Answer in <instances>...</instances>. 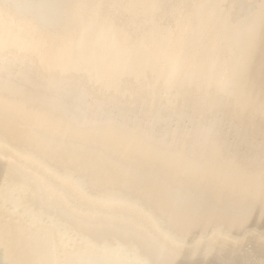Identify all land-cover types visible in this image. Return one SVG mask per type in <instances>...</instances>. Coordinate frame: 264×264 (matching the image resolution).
Listing matches in <instances>:
<instances>
[{
  "label": "bare ground",
  "instance_id": "1",
  "mask_svg": "<svg viewBox=\"0 0 264 264\" xmlns=\"http://www.w3.org/2000/svg\"><path fill=\"white\" fill-rule=\"evenodd\" d=\"M0 264H264V0H0Z\"/></svg>",
  "mask_w": 264,
  "mask_h": 264
}]
</instances>
